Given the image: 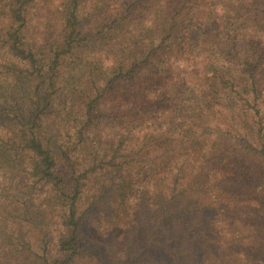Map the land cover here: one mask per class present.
<instances>
[{"label": "trees", "instance_id": "obj_1", "mask_svg": "<svg viewBox=\"0 0 264 264\" xmlns=\"http://www.w3.org/2000/svg\"><path fill=\"white\" fill-rule=\"evenodd\" d=\"M217 154L264 171V0H0V176L34 202L10 264H264L231 248L264 252V203L221 227Z\"/></svg>", "mask_w": 264, "mask_h": 264}, {"label": "rangeland", "instance_id": "obj_2", "mask_svg": "<svg viewBox=\"0 0 264 264\" xmlns=\"http://www.w3.org/2000/svg\"><path fill=\"white\" fill-rule=\"evenodd\" d=\"M230 161V160H229ZM225 157L220 154L214 155L209 159L210 165H212V184L210 185V191L216 197L219 206V222L221 227L229 225L228 220L221 211L223 209L227 211H233L236 208L241 209H259L264 203V200L259 199L256 194L252 192V188L258 186L264 179V171L255 168L254 166L244 162L240 164L239 161L229 162ZM167 172V171H166ZM165 178V173L147 176L140 180L137 184L129 183V186L123 190V201L119 202L115 206L114 215L104 221L102 228L99 231L93 230V237L96 241L110 240L116 237H123L133 229L134 218L132 214L133 199L140 195L144 184L155 183V188L158 187L162 180ZM250 189V190H248ZM151 193V192H150ZM27 198H30V194L21 190L20 187L14 186L10 182H7L4 177L0 176V264H10L14 257V239L12 229L16 221L17 234L22 231V227L19 224L20 218L25 217L27 213L31 214V211L23 207L24 204H31ZM39 204L34 207H28L32 210V216L42 217L43 220L48 221L49 210L44 209L39 200ZM22 239L23 236L18 235ZM224 241V240H223ZM108 242V241H107ZM221 246L223 243H219ZM232 250H239L242 248L247 255H250L253 259L264 260V252H260L249 246H236L233 244ZM105 261V255L101 252H95L93 256L86 262V264H96Z\"/></svg>", "mask_w": 264, "mask_h": 264}]
</instances>
